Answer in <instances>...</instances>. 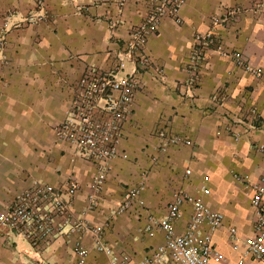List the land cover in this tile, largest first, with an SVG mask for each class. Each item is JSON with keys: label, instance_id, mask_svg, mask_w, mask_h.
Listing matches in <instances>:
<instances>
[{"label": "crops", "instance_id": "obj_1", "mask_svg": "<svg viewBox=\"0 0 264 264\" xmlns=\"http://www.w3.org/2000/svg\"><path fill=\"white\" fill-rule=\"evenodd\" d=\"M37 1L0 0V213L33 180L61 186L73 177L79 190L71 209L78 214L87 206L95 169L58 142L53 131L66 117L85 69L114 70L131 30L144 21L152 2L40 0L39 9ZM258 4L186 0L179 12L181 23L162 17L158 32L147 40L144 52L151 64L141 75L143 85L120 146L128 158L111 162L97 208L84 216L88 225L104 227L108 247L127 255L130 264L163 246L159 230L145 234L141 229L147 213L162 217L176 193L186 196L175 222L177 234L183 232L196 200L224 215V227L213 233V243L229 263L241 256L244 242L253 235L250 190L264 169V153L257 149L264 143V2ZM229 12L234 15L215 35L224 50L240 53L260 76L209 49L190 87L187 67L195 34L207 32L212 18ZM37 15L43 20L27 22ZM128 70L129 64L123 74ZM162 134L188 144L161 152ZM141 182L146 211L136 207L112 217L124 189ZM229 227L237 231L236 247ZM65 232L39 256L18 237L0 240V264H77V240L88 250L84 264H110L106 255L93 250L90 235Z\"/></svg>", "mask_w": 264, "mask_h": 264}, {"label": "built area", "instance_id": "obj_2", "mask_svg": "<svg viewBox=\"0 0 264 264\" xmlns=\"http://www.w3.org/2000/svg\"><path fill=\"white\" fill-rule=\"evenodd\" d=\"M151 11L144 21L133 28L126 48L121 53L119 63L110 72H103L94 66H88L77 81L68 113L54 129V136L60 143L72 147L75 156L91 163L95 175L89 185L86 208L78 214L71 209V199L79 190V184L69 177L65 185L53 186L43 181L33 180L11 202L7 211L0 213V240L18 237L27 250L39 256L59 235L74 234L79 237L90 235L92 248L96 253L104 254L110 264H130L129 257L118 254L108 247L104 239V227H94L85 221L87 211L97 208V197L101 192L110 164L117 158L127 159L120 150L124 125L133 113L136 93L142 87L141 75L151 62L144 52L147 40L158 32L162 17H168L175 24L181 23L179 12L186 0H151ZM264 0H258L262 6ZM41 9L42 2L36 3ZM234 15L229 12L221 18H212L211 28L205 33L194 36V45L188 61L189 86L193 87L197 71L206 50H214L222 57H231L236 65L245 72L259 77L260 73L238 52H227L215 35V29ZM43 20L41 15L30 16L28 23ZM127 64L130 70L123 74ZM255 118V116L253 117ZM251 124V123H250ZM235 140L239 133L231 130ZM158 147L165 152L170 146L188 144L178 136L162 134ZM264 153V143L257 146ZM72 162L75 158L71 159ZM145 172L142 176L145 177ZM144 183L127 186L118 207L111 211L112 217H118L139 208L146 207L140 200ZM202 190L205 188L202 187ZM264 169L259 180L250 190V205L253 209V235L243 244L241 256L234 262L226 258L213 243V233L224 227L225 218L221 212L213 211L203 201L193 202L192 215L181 234L176 233L175 222L186 196L176 193L167 205L162 217L149 213L145 216L143 233L159 230L163 236V246L144 256L137 264H264ZM234 246L239 238L234 227L227 228ZM77 264H84L88 250L81 246L80 240L73 244ZM39 263V261H38Z\"/></svg>", "mask_w": 264, "mask_h": 264}, {"label": "rangeland", "instance_id": "obj_3", "mask_svg": "<svg viewBox=\"0 0 264 264\" xmlns=\"http://www.w3.org/2000/svg\"><path fill=\"white\" fill-rule=\"evenodd\" d=\"M224 257L226 258V262H228V258L225 255H224ZM86 258H85V260H86ZM76 261H77V259H76ZM84 263H85V261H84Z\"/></svg>", "mask_w": 264, "mask_h": 264}]
</instances>
